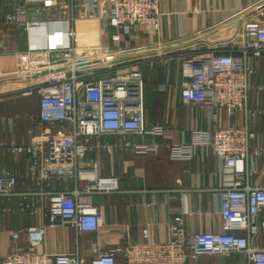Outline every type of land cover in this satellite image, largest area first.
<instances>
[{
  "label": "built area",
  "instance_id": "built-area-1",
  "mask_svg": "<svg viewBox=\"0 0 264 264\" xmlns=\"http://www.w3.org/2000/svg\"><path fill=\"white\" fill-rule=\"evenodd\" d=\"M22 2L4 15L2 23L21 25L29 34L32 29H43L45 44L39 48L30 45L20 53L18 66L21 81L26 83L20 90L36 92L39 107L37 114L29 113V139L0 141V149L27 154L37 187L17 190L15 173L3 167L0 199L19 197V209L31 213L46 207L48 222L12 230L10 248L0 264H82L78 248L50 253L39 251L38 246L46 227H73L78 237L99 230V211L91 197L118 191L119 182L116 175L101 173L100 160L89 154L93 145L108 151L120 147L156 154L157 137L164 128L146 120L141 69L119 58L117 48L105 46L101 51L79 43L75 23L78 19L99 21L110 29V39L118 47L133 28L158 25L159 0ZM64 5L67 15L62 13ZM76 8L80 11L74 13ZM28 10L37 15L25 17ZM227 38L225 48L177 57L180 98L205 111L208 127L193 128L189 142L167 146L173 160L191 159L197 147L210 149L218 157L221 229L188 232L182 215L175 214L168 222V238L159 241L151 236L152 222L146 221L139 240L108 249L92 242L89 264H186L188 258L204 254H239L247 264H264V246L257 242L264 225L259 220L264 209V181H253L260 172L256 161L264 147L251 146L256 137L251 121L264 115V109L248 103L253 61L264 58V20L244 19L240 31ZM257 88L264 89V85ZM55 180L63 187L53 189ZM23 235L26 244L20 245Z\"/></svg>",
  "mask_w": 264,
  "mask_h": 264
},
{
  "label": "crops",
  "instance_id": "crops-1",
  "mask_svg": "<svg viewBox=\"0 0 264 264\" xmlns=\"http://www.w3.org/2000/svg\"><path fill=\"white\" fill-rule=\"evenodd\" d=\"M22 3V0H0V141L6 143H21L29 139L27 128L32 124L29 115L37 114L39 107L36 92L23 93L20 90L26 83L21 81L18 66L20 53L30 45L39 48L45 44L43 29H32L29 34L21 25L2 23L4 15ZM159 8L156 27L140 25L133 28L130 34L123 35L118 47L110 39V29L103 28L99 21L78 19L75 23L79 43L100 47L101 51L105 46L117 48L119 58L141 69L146 120L151 124L160 123L164 133L157 137L160 146L156 154L137 153L120 147L108 151L93 145L89 154L100 160L102 174L118 177L119 190L92 195V203L99 211L98 231L84 232L78 237L73 227H46L42 243L38 246L41 252H72L78 248L83 257L82 264H89L92 242L98 241L104 249H108L139 240L146 221L152 222L151 236L154 239L166 240L168 222L175 214L182 215L188 232L221 229L220 199L216 189L220 166L218 157L210 149L200 147L196 148L191 159L173 160L169 157V144L189 142L193 128L208 127L205 111L190 107L180 98L177 57L227 47V37L240 31L244 19L257 17L264 20V0H159ZM77 11L80 10L76 8L74 13ZM68 12L64 5L63 15ZM36 15L28 10L25 17ZM231 22L234 25L226 28L225 25ZM215 29L220 31L208 34ZM159 47H163L162 56L151 59L152 53ZM33 56L39 57V53L34 52ZM253 67L254 72L248 79L252 85L248 103L264 109V89L257 88L264 85V58L256 57ZM251 127L256 132L251 146L264 147V115L255 117ZM256 163L260 172L253 176V181L261 183L264 181V174L261 173L264 170V154L257 158ZM3 167L15 173L17 190L37 187L29 172L27 154L0 149V169ZM51 187L60 189L63 185L55 180ZM20 201L19 197L0 199V262L10 248L12 230L48 222L46 207L31 213L19 209ZM259 220L264 223V209ZM80 236L84 239L82 243ZM257 242L264 246V225ZM19 244H26L24 235ZM118 260L121 261L120 255ZM186 264L247 262L239 254H204L188 258Z\"/></svg>",
  "mask_w": 264,
  "mask_h": 264
},
{
  "label": "rangeland",
  "instance_id": "rangeland-1",
  "mask_svg": "<svg viewBox=\"0 0 264 264\" xmlns=\"http://www.w3.org/2000/svg\"><path fill=\"white\" fill-rule=\"evenodd\" d=\"M178 51H180V50H178ZM162 53H163V47H159V48H157V49H155L154 50V52L152 53V56L153 55H159L160 57L162 56ZM160 57H157V58H160ZM157 58H154V59H157ZM80 241H81V243L84 241V239L82 238V236H80Z\"/></svg>",
  "mask_w": 264,
  "mask_h": 264
},
{
  "label": "water",
  "instance_id": "water-1",
  "mask_svg": "<svg viewBox=\"0 0 264 264\" xmlns=\"http://www.w3.org/2000/svg\"><path fill=\"white\" fill-rule=\"evenodd\" d=\"M231 25H234V22L228 23V24H226L225 26H226V28H229ZM219 31H220L219 29H215V30L211 31V32L208 33V34H213V33H215V32H219ZM43 72H44V71H43Z\"/></svg>",
  "mask_w": 264,
  "mask_h": 264
}]
</instances>
